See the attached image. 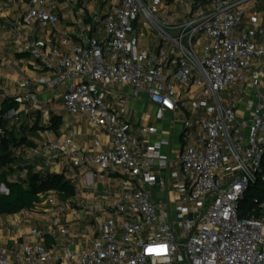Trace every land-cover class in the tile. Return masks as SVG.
<instances>
[{"label": "built area", "instance_id": "1", "mask_svg": "<svg viewBox=\"0 0 264 264\" xmlns=\"http://www.w3.org/2000/svg\"><path fill=\"white\" fill-rule=\"evenodd\" d=\"M258 1L114 0L105 17L95 20L103 36L78 22V42L59 33L67 52L50 57L34 48L33 57L53 74L40 84L62 90L66 114L100 133L88 150L76 146L77 133L71 130L46 151L68 159L65 178L75 184L85 177L93 203L102 201L105 208L91 210L92 237L77 239L62 224L66 211L57 194H41L25 220L47 206L43 220L62 239L1 248L0 264H264V205L260 215L255 209L239 216L264 158V80L254 74L256 61L264 59V41L258 42L264 24L256 12L246 18ZM59 2L30 0L23 25L58 33ZM65 3L75 12L72 0ZM139 26L152 30L157 44L154 56L145 60ZM4 67L19 64L1 61L0 78ZM241 85L254 101L248 119H240L223 98ZM29 86L28 81L20 85L22 103L31 101ZM129 95L134 101L146 97L154 108L143 139L117 110L129 109ZM187 103L182 151L174 158L163 155L170 141L162 126ZM163 168L189 185L177 198L175 213L154 199L153 193L169 183ZM111 173L123 177L119 188H113Z\"/></svg>", "mask_w": 264, "mask_h": 264}, {"label": "crops", "instance_id": "2", "mask_svg": "<svg viewBox=\"0 0 264 264\" xmlns=\"http://www.w3.org/2000/svg\"><path fill=\"white\" fill-rule=\"evenodd\" d=\"M72 1L76 8L75 12L65 3V0H60L59 4L63 16L57 26L58 33H56L52 29H43L39 25L33 28H27L23 25V18L27 14L28 4L21 0H0V62L19 64V68H2L0 97L10 96L19 99L21 106L17 115L20 120L27 118L28 114L34 115L35 113L42 115L41 121L43 124L48 123L52 115L63 117V124L58 133L51 131L40 132L39 134L42 137L48 133L52 135H48V139L44 140L42 145L41 141L37 140L38 147L35 150H27L24 153L26 160L31 164H36L39 170L56 174H62L67 170L70 166V161L60 154L47 153L46 149L49 143L63 139L68 131L75 130L77 133L75 138L76 146L80 149L88 150L92 147L96 136H100V133L91 129L86 121H76L66 114L62 90H51L40 84L52 78L53 74L43 61H37L33 57L32 51L34 48H41L50 57H55L59 52H67V49L60 43L59 33L68 34L73 41L78 42V22L87 28H93V33H96V35L103 36L102 31L97 28L95 20L103 19L114 2V0H110V7H107L105 5L107 0ZM78 11L83 12L79 17L76 15ZM180 11L185 12L183 8ZM253 12L259 14L261 22L264 24V0H259L248 12L246 18ZM245 23H247V19ZM138 30L142 59L145 60L154 56L157 45L156 39L152 30H145L140 26ZM263 41L264 37L258 39L259 43ZM20 55H25V57H19ZM254 74L264 80V59L256 61ZM26 81L30 83L29 90L32 97L30 102L22 103L24 90L20 88V85ZM244 88L245 86L241 85L238 91L234 93H224V95H227V98H225L227 105H232L236 108L240 119H248L253 113L254 101L251 95L242 93ZM112 90L119 92L117 88H112ZM124 92L129 94L128 89H125ZM181 92L183 94L187 93L185 90ZM128 97L129 109L127 111L117 109L118 113L123 120L129 121L136 126L139 137L143 139L147 136L146 129L150 125L148 119L153 115L154 108L144 96L137 101H134L130 95ZM104 98L108 104H115L113 97L104 96ZM138 106H143L145 110H138ZM186 107L187 109L183 113L169 116L162 126L166 139L170 141V145L162 150L163 155L174 158L182 151V123L185 114L189 111L188 103ZM43 145L45 148L41 150ZM43 150L45 153H43ZM161 174L169 180V183L164 191L157 190L153 193L154 199L168 205L167 208L170 209L171 213H175L178 211L176 206L177 198L180 194L188 191L189 185L181 180V176L176 175L170 168H163ZM110 178L113 188H119L123 177L119 174L111 173ZM85 180V177H81L74 184L77 193L75 198L66 202H58L66 211L61 220L62 224L77 239L82 238L84 235L92 237L94 227L90 216L91 210L94 206L99 209L105 208L102 201H98L96 204L93 203V192L87 186ZM28 217V211L11 217H0V249L18 248L26 243H45L50 245L55 240L62 239L58 229L52 228L41 217L35 216L25 220Z\"/></svg>", "mask_w": 264, "mask_h": 264}, {"label": "trees", "instance_id": "3", "mask_svg": "<svg viewBox=\"0 0 264 264\" xmlns=\"http://www.w3.org/2000/svg\"><path fill=\"white\" fill-rule=\"evenodd\" d=\"M29 4L30 0H21ZM172 5L174 0H158ZM194 4H206L210 0H191ZM19 57H25L20 55ZM0 187L5 186L8 193H0V217H11L32 211L41 202L40 195L54 192L66 202L76 197V187L63 174L44 172L36 164L24 157L27 150L38 147L37 136L40 132L58 133L63 117L52 115L49 122L42 123V115L28 114L20 120L18 115L9 118L11 112L18 113L21 103L16 97H0ZM33 119V122L30 120ZM264 205V158L243 200L239 205V216L247 217L253 210Z\"/></svg>", "mask_w": 264, "mask_h": 264}, {"label": "rangeland", "instance_id": "4", "mask_svg": "<svg viewBox=\"0 0 264 264\" xmlns=\"http://www.w3.org/2000/svg\"><path fill=\"white\" fill-rule=\"evenodd\" d=\"M102 4V3H101ZM105 5H107V7H110V0H107V3L105 4ZM226 94V93H225ZM223 98L225 99V98H227V95H224V93H223ZM1 99V98H0ZM138 110H140V111H142V110H145L144 108H143V106H138ZM56 111H58V110H56ZM13 116V115H12ZM13 117H15V116H13ZM12 118V117H11ZM32 122H33V119H30ZM43 134V133H42ZM48 135H52V134H50V133H48V134H44V136L42 137L41 136V134H39L38 135V137H37V140L38 141H41V145H42V143L44 142V140H47L48 138ZM45 148V146L43 145V148H41V150L42 149H44ZM43 153H45L44 152V150H43ZM0 193H6L3 189H2V187H0ZM55 197V199L57 200V202H63L62 200H60V198H59V196H57V195H55L54 196ZM45 200H46V198H44L43 200H42V202H43V204H45ZM76 206V205H75ZM47 208V206L46 207H39L38 209H37V211H36V213H35V216H38V217H41L42 219H43V217H44V210ZM34 216V217H35ZM33 217V218H34Z\"/></svg>", "mask_w": 264, "mask_h": 264}, {"label": "water", "instance_id": "5", "mask_svg": "<svg viewBox=\"0 0 264 264\" xmlns=\"http://www.w3.org/2000/svg\"><path fill=\"white\" fill-rule=\"evenodd\" d=\"M2 189H3L6 193H8V191H7V189L5 188V186H2Z\"/></svg>", "mask_w": 264, "mask_h": 264}]
</instances>
